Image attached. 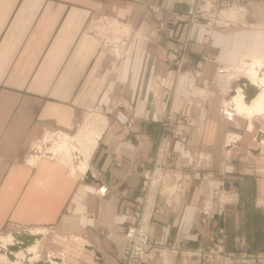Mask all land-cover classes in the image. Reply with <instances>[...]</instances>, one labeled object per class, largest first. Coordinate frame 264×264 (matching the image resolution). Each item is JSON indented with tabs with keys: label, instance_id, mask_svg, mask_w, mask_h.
<instances>
[{
	"label": "crops",
	"instance_id": "obj_1",
	"mask_svg": "<svg viewBox=\"0 0 264 264\" xmlns=\"http://www.w3.org/2000/svg\"><path fill=\"white\" fill-rule=\"evenodd\" d=\"M192 1L0 0V250L19 251L22 232L36 244L48 232L63 245L59 261L119 264L126 211L158 119L172 111L189 119L200 154L163 191L153 238L264 249V161L254 168L264 111L238 113L220 83L264 56V0L224 10L228 22L201 19L186 36L180 21ZM174 37H187L194 73L178 77L168 107L158 81ZM170 147L185 155L184 143ZM141 264L222 263L149 254Z\"/></svg>",
	"mask_w": 264,
	"mask_h": 264
},
{
	"label": "rangeland",
	"instance_id": "obj_2",
	"mask_svg": "<svg viewBox=\"0 0 264 264\" xmlns=\"http://www.w3.org/2000/svg\"><path fill=\"white\" fill-rule=\"evenodd\" d=\"M191 5L193 6L197 5L198 7H202V6L206 7L207 5H210V8H209L210 13H208V15L207 14L204 15L203 12H198L200 15L199 18L195 19V21L192 23L191 22L189 23L188 20H184V21L181 20L180 22L182 24V28L184 29V31H186V36H188V32L190 31L193 24L198 22L201 19L211 24H215L216 22L223 21V20L225 22H228V18L225 19L224 17V10H227L229 8L233 10L235 9L236 11L240 10V12H243L248 8L249 0H208V2H203V0H194L187 7L186 13H188L187 11L189 10ZM210 19H212L211 22H210ZM174 38L176 39L178 44H180L179 40H182V39L185 40L187 37H184L182 39L180 37H174ZM188 43L186 44V49L183 51L184 56H181V53L176 54L177 52H175V49L178 48L179 46L178 44L174 46V48L169 49V51L166 54L167 56H166L165 61L167 62V67L163 75L159 77L158 83H159V86L161 87L159 94L164 97L168 107L172 105L173 95L176 92L175 87L177 84L178 77H180L181 75L192 76V74L194 73V71H192L191 69V65H192L190 62L191 60L189 57H186L188 54L187 52ZM252 64L256 65V67L260 69L263 68L262 72H259L260 75L258 74L259 75L258 80L256 79L258 82L255 81L256 85L253 84L255 86L253 87L254 90L251 89V93L249 95L246 94V97H245L246 102L252 103L257 93L260 92V90L261 92L264 91V84L259 82V81H264V56L259 57V59L257 60L248 59L244 61L239 67L230 69L229 71L225 72L223 76L220 77L221 79L220 83L226 89V103L229 104L231 107H233L235 111H237V108L233 102L236 98V95L242 90L241 88H244L245 84L248 81L253 80L251 79L252 76L250 74V68L252 67ZM251 73H252V70H251ZM227 74L228 76H226ZM165 116L169 118L170 120H173L174 117L176 116V119H177L176 122L179 123V125L178 124L170 125L169 123L166 129L164 130V128L162 127V123H160V121ZM158 121H159V126H160V137L163 136L164 134L167 136L166 142H168L169 151L166 152V154L162 157V159H167V161H172L173 169L170 173L172 180L168 181V183H170L169 185H171V184L178 183L179 181H181L184 170H185V166L191 167L188 161L193 162L196 156H198L200 153L197 155L198 151L195 149L194 145L192 144V142L189 140L187 136V132H188L187 126L189 123V119L187 118V116L185 115L181 116L179 115V113L172 111V112H167L166 114H163V116L160 117ZM177 135H182V136L176 137ZM173 139L185 144V155L184 156L181 155V153L178 150L171 149L170 144ZM158 141L159 140H157L155 143L154 152H153L151 159L143 167L140 185L141 183H144L147 180L146 171L147 169H150L153 166L155 159L157 158L156 151L158 148V144H157ZM260 148L261 149L264 148V142H263V145L260 146ZM257 158L258 160L257 162H255L254 168H256L258 164L261 165L259 167H262L263 165L264 155H258ZM167 161H162V162L166 164ZM163 193L161 195V201H164ZM125 218H126V214H125ZM124 227H125V222H124ZM30 230H34V232H39L37 231L38 227H33ZM42 234H43L42 236L43 239L41 241H37V244L35 242L29 243L25 245V247L23 246L24 248L20 246L21 249L15 252L14 257H12V260H11V256L2 254L0 256V262L2 264H17L16 260L21 259L20 264H27L23 262V259L26 256L27 250H28V252H30L29 257L35 261L39 259H43V260L51 259L55 264H66L65 260L59 261V259H57L58 256L64 257V253H65L63 249V245L59 244L60 241H57L56 239H54L53 236L49 234L48 232H42ZM218 242L221 243L220 241ZM17 247L20 248L19 246ZM58 252H61L62 254ZM158 256H162V255H158Z\"/></svg>",
	"mask_w": 264,
	"mask_h": 264
},
{
	"label": "built area",
	"instance_id": "obj_3",
	"mask_svg": "<svg viewBox=\"0 0 264 264\" xmlns=\"http://www.w3.org/2000/svg\"><path fill=\"white\" fill-rule=\"evenodd\" d=\"M208 2V0H203ZM210 5L198 7L191 5L188 13L183 14L181 20L192 23L199 18L198 12L204 15L210 13ZM198 13V14H196ZM209 17V16H208ZM212 19H210L211 22ZM187 22V23H188ZM179 46L175 49L176 54L186 49L188 40H179ZM176 116L170 120L166 116L160 121L164 130L167 125L178 124ZM177 135L176 137H181ZM157 158L153 166L147 169V180L139 186L138 194L127 210L125 218L124 241L122 252L118 258L119 264H141L149 255L172 254L174 256L196 257L205 262L217 260L222 264H264L263 250L226 249L218 241L213 242L204 238L198 245H188L178 241L157 242L152 236L151 227L156 216L163 210L164 202L161 195L170 184L172 161L162 159L168 150L167 136L164 134L158 139ZM162 161H167L166 164ZM221 242V241H220Z\"/></svg>",
	"mask_w": 264,
	"mask_h": 264
},
{
	"label": "bare ground",
	"instance_id": "obj_4",
	"mask_svg": "<svg viewBox=\"0 0 264 264\" xmlns=\"http://www.w3.org/2000/svg\"><path fill=\"white\" fill-rule=\"evenodd\" d=\"M257 59H259V58H256V60ZM259 69L260 68L256 67V65L252 64V67L250 68V74L252 76L251 79H253V80L248 81L245 84L244 88H242V90L236 95V98H235V100L233 102L236 105L238 113H240V114L243 113L245 115L251 116L252 114L255 115L254 113H258V112L264 111V91L261 92V90H260V92L257 93V95L254 98V101L252 103H248V102L245 101L246 100L245 99L246 94L249 95L250 92H251V89H253V87H255L253 84L256 85L255 81L258 80V76L260 75L259 72H262V70H263V68H261L260 70ZM251 70H252V73H251ZM259 82L264 84V81H259ZM15 236L17 238V242L16 243L21 242V243H18V245H16V246H20L21 245V246L25 247V245L35 242V241H32L34 235H30L29 232H22L20 236H17V235H15ZM4 242H5V244L7 243L6 240H4ZM10 249L13 250V249H16V248H12V246H9V245L8 246H4L3 249L1 248L0 254H8L9 256H11V260H12V257H14V255H12V254H15L14 253L15 251H12L13 253L9 252ZM32 251H33V249H32ZM29 253L30 252H28V250H27V254L24 257L23 261H25L27 264H37L34 260H32L29 257ZM5 263H7V262H5ZM0 264H2V263L0 262Z\"/></svg>",
	"mask_w": 264,
	"mask_h": 264
}]
</instances>
